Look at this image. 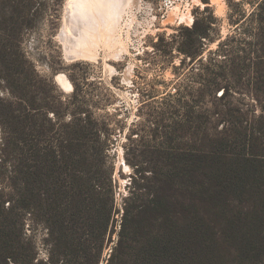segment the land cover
<instances>
[{
  "label": "trees",
  "instance_id": "1",
  "mask_svg": "<svg viewBox=\"0 0 264 264\" xmlns=\"http://www.w3.org/2000/svg\"><path fill=\"white\" fill-rule=\"evenodd\" d=\"M32 1L0 0V84L11 99L0 97V124L7 123L6 144L21 155L16 197L0 204V264H264V55L216 60L209 51L202 62L209 17L170 34L165 51L201 61L199 94L223 104L214 111L223 125L214 133L195 127L186 136L192 144L181 148L171 135L190 119L163 129L152 150L157 162L130 163L129 192L118 209L111 172L98 163L106 123L87 108L77 84L62 100L22 51L20 29ZM257 5L264 48V0ZM241 75L258 113L222 102ZM27 221L44 231L43 258Z\"/></svg>",
  "mask_w": 264,
  "mask_h": 264
},
{
  "label": "rangeland",
  "instance_id": "2",
  "mask_svg": "<svg viewBox=\"0 0 264 264\" xmlns=\"http://www.w3.org/2000/svg\"><path fill=\"white\" fill-rule=\"evenodd\" d=\"M261 1L141 0L134 6L128 5L131 9L125 7L127 13L124 10L119 14L111 41L101 38L89 56L77 58L66 55L60 38L68 0L28 3L20 29L22 51L40 77L53 81L62 100L72 94L73 84H77L81 96L87 100V108L106 123L108 136L98 163L102 170L111 172L118 209L129 192L133 173L130 163L152 165L157 162L152 150L163 140L160 134L163 129L169 130L174 121L185 116L190 119L184 129L173 130L171 135L170 143L181 148L192 144L187 142L186 136L195 132V127L208 126L207 131L214 133L215 128L219 130L223 125L214 114L223 104L219 105L207 91L205 95L199 94L201 61L175 48L165 51L170 34L191 26L195 17H209V40L205 41L202 62L208 59L209 51L215 52L211 58L216 60L233 55L246 58L264 55L263 41L257 37L260 24L256 13ZM238 67L246 72L245 65ZM241 76L239 83L228 84L231 94L222 102L226 106L240 107L246 115L258 113V106L247 91L250 84H246L245 75ZM46 82L38 84L42 86ZM0 97L11 100L2 84ZM1 122L0 204L4 201L7 206L9 200L16 197L14 186L18 184L21 155L6 144L5 137L12 133L6 122ZM129 133H133L130 141ZM213 145L215 148L217 143ZM15 212L14 221L19 223L22 212ZM28 224L29 221L25 231L37 244L43 258L44 231ZM115 237L116 234L113 239ZM110 251V246L105 249V257Z\"/></svg>",
  "mask_w": 264,
  "mask_h": 264
},
{
  "label": "bare ground",
  "instance_id": "3",
  "mask_svg": "<svg viewBox=\"0 0 264 264\" xmlns=\"http://www.w3.org/2000/svg\"><path fill=\"white\" fill-rule=\"evenodd\" d=\"M140 1L68 0L65 24L60 32L66 55L68 57H86L89 56L101 38L111 41L112 37H114L112 35L114 34L119 14L126 10L125 7L128 8V5L137 4ZM125 74L128 76V70H126ZM69 85L70 87L67 86L72 90V84L69 83Z\"/></svg>",
  "mask_w": 264,
  "mask_h": 264
}]
</instances>
